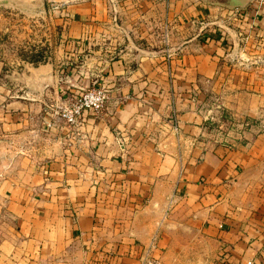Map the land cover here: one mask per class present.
I'll use <instances>...</instances> for the list:
<instances>
[{
	"label": "crops",
	"instance_id": "obj_1",
	"mask_svg": "<svg viewBox=\"0 0 264 264\" xmlns=\"http://www.w3.org/2000/svg\"><path fill=\"white\" fill-rule=\"evenodd\" d=\"M46 2L51 62L0 61V264H264V0Z\"/></svg>",
	"mask_w": 264,
	"mask_h": 264
},
{
	"label": "rangeland",
	"instance_id": "obj_2",
	"mask_svg": "<svg viewBox=\"0 0 264 264\" xmlns=\"http://www.w3.org/2000/svg\"><path fill=\"white\" fill-rule=\"evenodd\" d=\"M26 8L37 10L38 12H27L24 10ZM42 8L44 11H39ZM53 11L51 4L46 2V0H0V61L4 63L5 70L22 68L20 60H23V53L29 50L34 51L44 48L43 55L45 59L43 62L36 64L51 62L57 42L56 36H52L55 35L57 30L53 21V14H55ZM90 86L92 84L77 88V93L72 98H69L67 103L71 102L79 92ZM5 87L7 88V86ZM254 193H257L256 195L262 199L261 206L264 207V190L260 188L259 191L256 190ZM257 212V216H262L263 213ZM250 231L249 228L237 229L233 235L240 234L248 237ZM230 240L232 241L231 237ZM220 248H225L223 253H229L233 249L238 255H242L245 251L243 242L236 247L231 242H228L225 247L220 246ZM212 249V245H209V250L211 252L215 251Z\"/></svg>",
	"mask_w": 264,
	"mask_h": 264
},
{
	"label": "built area",
	"instance_id": "obj_3",
	"mask_svg": "<svg viewBox=\"0 0 264 264\" xmlns=\"http://www.w3.org/2000/svg\"><path fill=\"white\" fill-rule=\"evenodd\" d=\"M107 99L108 91L104 87L92 85L79 92L71 102L54 109L53 114L68 129H74L79 126L84 115L99 113ZM138 264H161V262L152 254L150 247H143L138 255Z\"/></svg>",
	"mask_w": 264,
	"mask_h": 264
},
{
	"label": "trees",
	"instance_id": "obj_4",
	"mask_svg": "<svg viewBox=\"0 0 264 264\" xmlns=\"http://www.w3.org/2000/svg\"><path fill=\"white\" fill-rule=\"evenodd\" d=\"M44 48L43 49H38V50H29L25 53H23L22 59L28 63L31 64H36L38 62H43L44 61ZM226 263V262H225Z\"/></svg>",
	"mask_w": 264,
	"mask_h": 264
},
{
	"label": "water",
	"instance_id": "obj_5",
	"mask_svg": "<svg viewBox=\"0 0 264 264\" xmlns=\"http://www.w3.org/2000/svg\"><path fill=\"white\" fill-rule=\"evenodd\" d=\"M250 0H248V2H249ZM238 8H243L242 6H239ZM25 11H27V12H32V13H37L38 11L37 10H33V9H28V8H26V9H24ZM39 11H44V9L42 8L41 10H39Z\"/></svg>",
	"mask_w": 264,
	"mask_h": 264
}]
</instances>
